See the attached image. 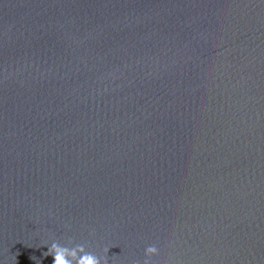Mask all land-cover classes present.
I'll list each match as a JSON object with an SVG mask.
<instances>
[{
  "label": "water",
  "instance_id": "obj_1",
  "mask_svg": "<svg viewBox=\"0 0 264 264\" xmlns=\"http://www.w3.org/2000/svg\"><path fill=\"white\" fill-rule=\"evenodd\" d=\"M53 242L264 264V0H0V264Z\"/></svg>",
  "mask_w": 264,
  "mask_h": 264
},
{
  "label": "clouds",
  "instance_id": "obj_2",
  "mask_svg": "<svg viewBox=\"0 0 264 264\" xmlns=\"http://www.w3.org/2000/svg\"><path fill=\"white\" fill-rule=\"evenodd\" d=\"M157 251L158 249L155 244L148 246L144 253L146 257L144 264H156L155 261L148 258L156 255ZM43 255L51 256L52 264H106L103 257H99L91 252H86L83 245L70 248L58 242H53L48 247V251L43 253ZM31 259H33V257Z\"/></svg>",
  "mask_w": 264,
  "mask_h": 264
}]
</instances>
